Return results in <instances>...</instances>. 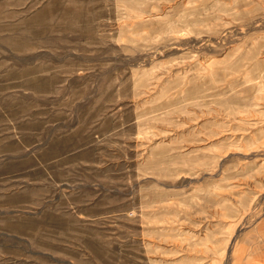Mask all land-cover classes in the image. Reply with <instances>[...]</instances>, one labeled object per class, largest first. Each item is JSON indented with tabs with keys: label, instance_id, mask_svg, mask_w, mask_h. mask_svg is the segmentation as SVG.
Returning a JSON list of instances; mask_svg holds the SVG:
<instances>
[{
	"label": "rangeland",
	"instance_id": "374dc122",
	"mask_svg": "<svg viewBox=\"0 0 264 264\" xmlns=\"http://www.w3.org/2000/svg\"><path fill=\"white\" fill-rule=\"evenodd\" d=\"M0 264H264V0H0Z\"/></svg>",
	"mask_w": 264,
	"mask_h": 264
}]
</instances>
